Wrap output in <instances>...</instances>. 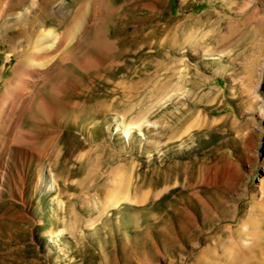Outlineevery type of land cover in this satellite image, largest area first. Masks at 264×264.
I'll return each instance as SVG.
<instances>
[{"label": "rangeland", "instance_id": "obj_1", "mask_svg": "<svg viewBox=\"0 0 264 264\" xmlns=\"http://www.w3.org/2000/svg\"><path fill=\"white\" fill-rule=\"evenodd\" d=\"M47 1L0 0V100L19 16ZM88 1L109 50L88 28L44 86L56 114L24 119L38 141L10 151L0 264H264V0H50L47 27Z\"/></svg>", "mask_w": 264, "mask_h": 264}, {"label": "bare ground", "instance_id": "obj_2", "mask_svg": "<svg viewBox=\"0 0 264 264\" xmlns=\"http://www.w3.org/2000/svg\"><path fill=\"white\" fill-rule=\"evenodd\" d=\"M31 1L18 0V4L25 5ZM15 7L13 6L12 10H15ZM51 10L52 3L48 0L34 10L32 15L25 13L19 16L25 24L17 36L23 37L26 45L18 52L20 60L13 69L12 80L6 83L5 98L0 100V190L6 178L5 171L8 172L7 164L9 163L10 151L11 149L13 150V146L16 143L22 144L23 148H21L16 158H18L20 164H23L28 161L31 153L29 149L32 146L34 147L38 141V138H35L36 135H33L34 132L24 130V119L27 117L28 120L38 125L40 123L36 118L35 110L45 111L50 118H53L58 111L57 105L50 101L48 102L45 97H42L43 95L45 96V94L42 95V92L45 90L44 86L47 82L54 77L60 78L67 73L66 64L74 60L77 46L84 42L81 39L82 35L86 33L88 28H93L94 39L91 41V47L100 55L109 50L110 44L108 45L104 37L106 11L99 2L88 1L79 5L67 27L60 33L53 25H51V28L47 27V20L51 16ZM87 59L85 60L86 62L88 61ZM97 62L98 60L95 63H91V65L93 64L94 66ZM84 63L83 61L80 66L83 67ZM62 86L63 82L52 83L51 91H49L56 93L62 90ZM53 97L57 99L56 94ZM55 143L56 137H50L44 143L42 152L36 154L41 158L51 160V154L56 149L54 147H57ZM22 155H25L24 159ZM16 175L17 179L22 181L20 172L17 170Z\"/></svg>", "mask_w": 264, "mask_h": 264}]
</instances>
